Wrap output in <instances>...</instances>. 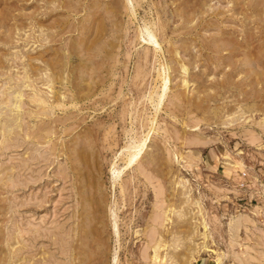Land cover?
Listing matches in <instances>:
<instances>
[{
	"label": "rangeland",
	"instance_id": "rangeland-1",
	"mask_svg": "<svg viewBox=\"0 0 264 264\" xmlns=\"http://www.w3.org/2000/svg\"><path fill=\"white\" fill-rule=\"evenodd\" d=\"M262 32L264 0H0V264H264Z\"/></svg>",
	"mask_w": 264,
	"mask_h": 264
},
{
	"label": "bare ground",
	"instance_id": "bare-ground-1",
	"mask_svg": "<svg viewBox=\"0 0 264 264\" xmlns=\"http://www.w3.org/2000/svg\"><path fill=\"white\" fill-rule=\"evenodd\" d=\"M247 21H249V20H247ZM262 28V27H261ZM248 29V28H247ZM248 31V30H247ZM249 32V31H248ZM262 33H264V32H262ZM152 38V37H151ZM154 41H155V37H153L152 38ZM228 40V39H227ZM241 46V45H240ZM211 47V46H210ZM245 47V46H244ZM172 48V47H171ZM253 49V48H252ZM233 50V49H232ZM175 54V53H174ZM177 54V53H176ZM145 59V58H144ZM143 61V60H142ZM144 62V61H143ZM142 62V63H143ZM180 62V61H179ZM180 67V66H179ZM187 67V66H186ZM180 69V68H179ZM187 70V69H186ZM183 71V70H182ZM182 71H180V72H182ZM142 72V71H141ZM155 72V71H154ZM184 73V72H183ZM187 73V72H186ZM191 74V73H190ZM50 75V74H49ZM159 75V74H158ZM183 75V74H182ZM187 75V74H186ZM185 75V76H186ZM137 79V78H136ZM144 80V79H143ZM192 80H194V79H192ZM144 83V82H143ZM184 83V82H183ZM186 83H188L187 81H186ZM142 84V83H141ZM180 87H182V86H180ZM185 87V86H184ZM148 88V87H147ZM120 89V88H119ZM39 91V90H38ZM37 92V91H36ZM181 92V91H180ZM180 92L179 93H176L175 94V96L178 98V99H180V96H181V94H180ZM39 94V93H38ZM35 95V94H34ZM184 95V94H183ZM155 99H156V103L155 104H159L160 102H161V98H162V95H160L159 94V92H155ZM188 96V95H187ZM41 97H43V95L41 94ZM35 98V97H34ZM39 98V97H38ZM150 98H152V96L150 97ZM175 98V97H174ZM45 99V98H44ZM176 99V98H175ZM177 99V100H178ZM186 99V98H185ZM34 99H32V101H33ZM37 100V99H36ZM41 100V99H40ZM46 100V99H45ZM143 100V99H142ZM150 100V99H149ZM148 100V101H149ZM188 100V99H187ZM7 101V100H6ZM10 101V100H9ZM8 101V102H9ZM39 101V99L37 100V102ZM42 101V100H41ZM58 101V100H57ZM56 101V102H57ZM146 101V100H145ZM8 102H6V103H8ZM18 102V101H17ZM16 102V103H17ZM35 102V101H34ZM140 102V101H139ZM14 103H15V101H14ZM39 103H41V104H43L42 102H39ZM34 104H36V103H34ZM48 103L46 102V105H47ZM59 103L57 102V105H58ZM61 104V103H60ZM15 105H19L18 103L17 104H15ZM37 105V104H36ZM39 105V104H38ZM37 105V106H38ZM45 105V104H44ZM63 105V104H62ZM39 107H41V106H39ZM42 108V107H41ZM138 108V107H137ZM150 108V107H149ZM148 109V108H147ZM103 110V109H102ZM139 114V113H138ZM51 115V114H50ZM206 115V114H205ZM128 117V116H127ZM129 118V117H128ZM148 118V117H147ZM149 119V118H148ZM151 122H152V120H150V124H151ZM149 124V126H147L148 128L146 129L147 130V132H146V134L145 135H143V136H141V137H138V138H136V140H135V146H134V148H133V146H132V148H133V151H131V152H129L128 153V157L126 158V164L128 165V167L134 162V160H137V158H139L141 155L139 154V152L140 151H142L143 150V146H144V144L146 143V140H147V138H149V133L153 130V127H152V125H150ZM141 125V124H140ZM143 125V124H142ZM114 127V126H113ZM142 127V126H141ZM143 127H144V125H143ZM156 127V126H155ZM154 127V128H155ZM143 129V128H142ZM195 129V128H194ZM47 131V130H46ZM48 132V131H47ZM65 132V131H64ZM175 132V131H174ZM152 134V133H151ZM196 140V139H195ZM187 142V141H186ZM210 142V141H209ZM196 144V143H195ZM177 156V155H176ZM182 157V156H181ZM180 157V158H181ZM174 158V157H173ZM179 158V159H180ZM182 158H184V157H182ZM184 161V160H183ZM191 166V165H190ZM174 177V176H173ZM179 180V179H178ZM181 182H183V181H181ZM171 183V182H170ZM173 183V182H172ZM169 184V183H168ZM170 190V189H169ZM188 191V190H187ZM159 194H160V192H159ZM122 195V194H121ZM160 196V195H159ZM186 196V195H185ZM155 197V196H154ZM162 201V200H161ZM167 205L168 204H166V209H165V211H164V213H163V220L165 221V220H167L168 219V217H167V212H168V207H167ZM172 206H174V203H173V205ZM177 210V209H176ZM171 211V210H170ZM175 212V211H174ZM173 214V213H172ZM178 214V213H177ZM176 214V215H177ZM182 215V214H181ZM180 215V216H181ZM180 216H176V217H180ZM183 216V215H182ZM171 218V217H170ZM181 218V217H180ZM175 222V221H174ZM33 227H35V226H33ZM37 227V226H36ZM32 228V227H31ZM169 233V232H168ZM177 236V235H176ZM205 238V237H204ZM152 239V238H151ZM161 239V238H160ZM159 241V240H158ZM162 242V241H161ZM174 242V241H173ZM177 243V242H176ZM176 243H174V244H176ZM151 244V243H150ZM164 246V244H159V243H155L154 245H153V254H152V256H153V259H156L157 258V254H158V251H159V246ZM169 245V244H168ZM165 246H167V245H165ZM164 246V247H165ZM197 247V246H196ZM160 249H162V248H160ZM191 251V250H190ZM192 251H194L193 249H192ZM196 251H197V248H196ZM209 251V250H208ZM165 253V252H164ZM195 253H197V252H195ZM212 253V252H211ZM167 254V253H166ZM169 254V253H168ZM197 255V254H196ZM217 255V254H216ZM189 256H192V255H189ZM164 257H166V256H164ZM163 257V258H164ZM220 258V257H219ZM152 259V260H153ZM159 259V258H158ZM192 259V258H191ZM167 260V259H166ZM165 260V261H166ZM156 261V260H155ZM164 262V261H163ZM191 262V261H190ZM162 263V262H161Z\"/></svg>",
	"mask_w": 264,
	"mask_h": 264
}]
</instances>
